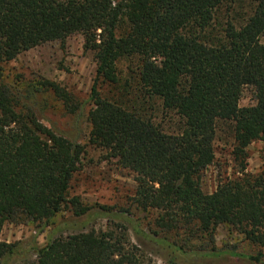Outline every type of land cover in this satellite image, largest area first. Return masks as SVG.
<instances>
[{
  "label": "trees",
  "instance_id": "16d2710c",
  "mask_svg": "<svg viewBox=\"0 0 264 264\" xmlns=\"http://www.w3.org/2000/svg\"><path fill=\"white\" fill-rule=\"evenodd\" d=\"M76 33L96 62L88 143L135 175L131 204L152 216L145 230L128 208L70 195L84 147L41 123L4 80V63ZM39 85L68 113L85 105L52 81ZM244 90L248 106H240ZM223 125L240 169L206 193L201 177ZM256 141L264 154V0H0V235L6 222L32 223L39 235L66 209L83 224L105 218L110 227L63 234L64 222L43 247L30 241V264H152L129 232L167 251L166 264L229 256L263 263L264 251L215 245L228 224L264 246V164L246 171ZM23 252L21 242L0 238V264Z\"/></svg>",
  "mask_w": 264,
  "mask_h": 264
},
{
  "label": "rangeland",
  "instance_id": "374dc122",
  "mask_svg": "<svg viewBox=\"0 0 264 264\" xmlns=\"http://www.w3.org/2000/svg\"><path fill=\"white\" fill-rule=\"evenodd\" d=\"M241 5L236 6L235 11H240ZM245 10V9H244ZM241 12H231L234 17ZM220 19L226 18L223 10ZM238 22V21H236ZM125 62L118 64V68L125 70ZM4 80L21 95V105L26 109H32L37 119L44 125L53 129L57 134L63 135L84 147L79 171L71 182L70 195L79 196L84 204L110 207L112 211L128 208L130 214L136 220L142 230L151 220V215L137 210L131 204L135 190L134 174L122 169L116 160L107 159L105 152L92 147L88 143L90 125L87 122V112L91 107L89 102L90 88L96 75L95 54L84 49V36L76 33L69 36L64 45L57 41L48 42L20 54L15 60L2 65ZM49 80L66 90L75 104H85L75 114L68 113L62 103L51 91L42 89L39 83ZM109 89V88H108ZM102 93L107 94V87L102 88ZM251 104V92L244 90L240 106ZM221 126V125H220ZM173 129L172 126H170ZM214 164L203 172L201 177L202 189L211 193L218 182L238 174V163L233 160L229 128L222 126L216 134L214 142ZM263 143L256 141L246 148V171L257 173L262 170L264 164ZM84 218H76L68 209L60 212L44 232L36 234L37 228L32 223L16 224L5 223L0 238L7 243L21 242L24 252L12 258L9 264H30L34 259V252L28 244L34 241L36 247H43L50 232L68 222L70 227L63 234L74 233L94 229L105 231L109 227V221L105 218H96L84 223ZM120 223L119 221H115ZM63 228V225L61 226ZM132 243L138 245L152 264H166L167 251L146 242L129 232ZM225 244L237 246L239 252L249 254L264 251V246L247 239L228 224L220 225L215 234V245L223 247ZM188 264H251L242 257H225L215 259H197ZM261 264H264L261 263Z\"/></svg>",
  "mask_w": 264,
  "mask_h": 264
}]
</instances>
